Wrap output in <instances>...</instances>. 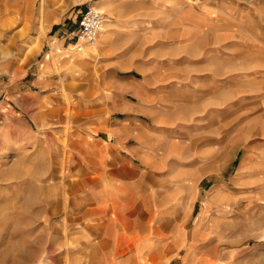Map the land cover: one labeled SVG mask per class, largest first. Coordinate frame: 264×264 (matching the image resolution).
<instances>
[{"label": "rangeland", "instance_id": "obj_1", "mask_svg": "<svg viewBox=\"0 0 264 264\" xmlns=\"http://www.w3.org/2000/svg\"><path fill=\"white\" fill-rule=\"evenodd\" d=\"M40 1L0 17V264H264V0Z\"/></svg>", "mask_w": 264, "mask_h": 264}, {"label": "crops", "instance_id": "obj_2", "mask_svg": "<svg viewBox=\"0 0 264 264\" xmlns=\"http://www.w3.org/2000/svg\"><path fill=\"white\" fill-rule=\"evenodd\" d=\"M42 1V2H41ZM39 5H38V9H41L42 7H44L46 4L43 2V0H41ZM17 2H21V4H25V2H28V0H0V17H2V15H6V12L7 14L9 15H12L13 14V18H16L17 19L19 17H21L23 14L22 13H19L17 10L18 8L15 7V4ZM19 7V6H18ZM23 6H20V8H22ZM15 8L17 9L15 11ZM46 8V6L44 7ZM32 9V8H31ZM13 12V13H12ZM17 12V13H16ZM78 16V15H77ZM76 16V18H77ZM39 18V17H38ZM26 19V18H25ZM42 19L45 21V22H48L49 20V16L47 14H42ZM75 24H76V19H75V22H74V27L72 30H70V33L68 36L65 35V37H67L69 40H71V44L72 46H78L79 41L76 40V38L73 36V31H74V28H75ZM69 48V47H68ZM123 174L125 176H131V173H130V170L126 168L125 172H123ZM93 180H90L91 183ZM135 182L138 183L139 180L137 179H134ZM101 189V188H100ZM104 195L103 193V189L100 190V192H95V195ZM122 197V204L121 206H125V200H126V193H123V196ZM81 215H90L91 213L94 212V214H101V219L99 221V223L97 224H94L92 225L91 224V228H92V231L93 232H96V233H100L101 234V241H108L109 240V234H107V231H106V228L107 226L115 221L117 218H120V214L118 211L116 210H107V207L106 208H96L94 210L92 209H88V210H85L82 208V211H81ZM113 213V216L110 215ZM108 214V215H107ZM115 216V217H114ZM145 217L143 215H141L140 213H138L136 215V218L134 220V222L136 224H139V222H142V220L144 219ZM132 221L129 219L128 220V223H131ZM142 227L144 229V231L146 232L144 235L140 236V237H137V239H141V240H146L147 237H151L154 235V233L156 232V228L149 223V221L146 219V223H142ZM95 230H98V231H95Z\"/></svg>", "mask_w": 264, "mask_h": 264}, {"label": "built area", "instance_id": "obj_3", "mask_svg": "<svg viewBox=\"0 0 264 264\" xmlns=\"http://www.w3.org/2000/svg\"><path fill=\"white\" fill-rule=\"evenodd\" d=\"M103 19V14L96 5L88 4L79 11L73 36L79 42H92L101 30Z\"/></svg>", "mask_w": 264, "mask_h": 264}, {"label": "bare ground", "instance_id": "obj_4", "mask_svg": "<svg viewBox=\"0 0 264 264\" xmlns=\"http://www.w3.org/2000/svg\"><path fill=\"white\" fill-rule=\"evenodd\" d=\"M102 27V26H101Z\"/></svg>", "mask_w": 264, "mask_h": 264}]
</instances>
